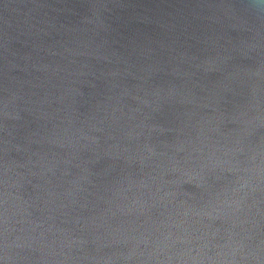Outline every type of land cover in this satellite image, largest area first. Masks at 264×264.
Masks as SVG:
<instances>
[{
  "label": "clouds",
  "instance_id": "9594fccd",
  "mask_svg": "<svg viewBox=\"0 0 264 264\" xmlns=\"http://www.w3.org/2000/svg\"><path fill=\"white\" fill-rule=\"evenodd\" d=\"M0 14V264H24L37 251L41 257L33 264L70 259L62 251L45 252L50 245L44 234L17 219L11 192L15 170L34 163L31 156L38 153L31 152L32 145L47 147L57 165L79 169L85 184L99 175L90 166L101 155L111 159L112 170L120 176L108 191L118 210H142L151 206L149 201L169 195H160L175 183L163 180L169 171L189 177L205 192L225 172L236 177L211 212L179 213L185 217L219 213L227 219L242 211L255 193L264 201V138L255 144L249 139L264 127V61L244 72L254 95L229 120L238 125L233 139L222 142L218 127H206L211 121L204 118L182 124L175 129L176 143L185 156L170 168L156 164L166 153L152 143L171 131L161 128L158 117L191 91L189 83L195 87L222 64L264 49V0H30L23 5L0 0ZM193 25L200 30L192 32ZM41 41H50L51 54L65 61L56 106L41 103L33 86L13 71L19 47ZM21 155L28 159L21 162ZM146 168L160 171L153 176ZM252 226L259 227L255 222ZM235 227L233 223L223 230L222 242L199 245L195 255L192 249L174 251L189 241L186 235L171 238L168 233L147 252H132L123 259L134 264H264V239L254 243L250 229H242V234Z\"/></svg>",
  "mask_w": 264,
  "mask_h": 264
},
{
  "label": "water",
  "instance_id": "95a60500",
  "mask_svg": "<svg viewBox=\"0 0 264 264\" xmlns=\"http://www.w3.org/2000/svg\"><path fill=\"white\" fill-rule=\"evenodd\" d=\"M12 2L23 5L30 0ZM2 30L3 17L0 14V35ZM199 30L193 25L192 32ZM50 43L41 41L38 46L31 42L21 45L13 71L33 86L36 98L41 103L47 105L51 102L56 106L65 61L51 54ZM250 57L222 64L219 71L200 78L195 87L189 83L191 91L164 109L158 123L161 128L171 131L162 132L152 141L158 152L166 153L156 164L170 168L174 161H180L185 156L182 145L176 143L175 129L182 124H192L204 118L211 121L206 127H218V138L222 142L234 138L238 125L229 120L239 115V105L254 95L250 87L252 81L244 72L257 68L264 61V49L251 52ZM2 79L0 56V84ZM260 89V96L264 98V79L260 81ZM181 99L183 102H180ZM261 138H264V127L256 129L249 139L255 144ZM166 145L169 147H164ZM31 152L38 153L31 156L34 163L15 170L18 174L14 176L15 186L11 192L18 210L17 219L30 222L36 234H44L45 243L50 245L45 252L54 249L70 257L64 264H134L123 257L132 252H147L168 233H171V238L186 235L189 241L184 245L177 244L174 251L192 249L191 254L195 255L198 246L207 241L222 242L219 236L233 223L236 224L234 230L242 234V229H250L255 234L254 243L264 239V201H261L259 193L247 199L242 211L227 219L219 213L202 217L179 214L189 209L211 212L212 205L223 200L233 186L236 177L232 173H223L213 189L205 192L180 172H166L163 180L175 183L166 185L160 195L164 192L169 195L149 201L151 206L146 205L142 210L137 208L129 212L127 209L118 210L111 202L108 189L120 173L112 170L114 162L107 156L101 155L90 166L99 175L91 178V183L85 184L79 180V169L72 164L57 165L47 147L32 145ZM18 159L24 162L28 155H21ZM2 165L3 152L0 151V180ZM144 171L156 176L160 170L153 172L152 168H146ZM2 194L3 185L0 183V198ZM253 222L259 227L254 228ZM217 230L219 234L214 235ZM201 236L204 239H197ZM40 257L41 252H33L31 259L24 264H33Z\"/></svg>",
  "mask_w": 264,
  "mask_h": 264
}]
</instances>
